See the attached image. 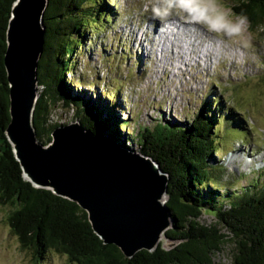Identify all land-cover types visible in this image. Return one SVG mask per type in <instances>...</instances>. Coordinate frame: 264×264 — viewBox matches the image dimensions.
I'll return each instance as SVG.
<instances>
[{"label":"trees","instance_id":"1","mask_svg":"<svg viewBox=\"0 0 264 264\" xmlns=\"http://www.w3.org/2000/svg\"><path fill=\"white\" fill-rule=\"evenodd\" d=\"M16 1L0 0V206L9 208L6 220L21 247L31 250L38 263L55 251L77 264H216L214 254L231 242L233 264H264V186L256 191L255 180L249 187H242L241 193H220L217 187L210 190L211 197L201 193L223 169L221 164H212L220 160L219 102L210 100L217 109L203 105L184 126L158 120L154 127L141 128L133 138L138 142V153L151 157L169 175L166 204L173 224L164 235L178 241L171 248L160 242L151 251L142 249L126 257L117 245L99 237L87 211L77 202L51 189L36 187L24 177L7 137L11 115L5 54ZM232 8L249 22L250 28H264V0H234ZM110 9L104 0H48L43 21L45 40L37 67L42 90L39 95L37 90L33 115L41 144L50 143L53 131L62 125L51 119L53 108L61 103L74 107V122L92 136L137 152L127 143L133 139L121 135L126 121L116 115L119 103L108 100L107 105L102 97L82 96L78 89L74 91L67 76L88 30L95 28L99 18H111ZM232 120L237 128L228 129L226 134L233 137L240 131L247 135L240 127L242 123ZM206 204L216 216L214 223L200 221Z\"/></svg>","mask_w":264,"mask_h":264},{"label":"rangeland","instance_id":"2","mask_svg":"<svg viewBox=\"0 0 264 264\" xmlns=\"http://www.w3.org/2000/svg\"><path fill=\"white\" fill-rule=\"evenodd\" d=\"M104 1L112 8L111 18H99L76 50L73 70L67 75L74 91L90 99L102 97L107 105L109 101L119 103L116 115L126 121L121 135L128 134L129 139L137 137L143 127H154L158 120L184 126L203 105L216 110L210 100L219 102L220 160L212 164H221L223 169L201 193L211 197L213 187L220 193H241L242 187L255 180L259 191L264 186V28L252 29L246 19L237 16L234 0H186L187 11H167L166 0ZM206 17L228 24L243 19L244 23L239 34L229 36L225 30L210 31ZM169 18L178 19L179 26L164 35V26L157 21ZM179 19L188 22L181 24ZM140 38L145 40L141 46ZM145 52H149L147 57ZM36 89L39 95L42 87L38 83ZM73 108L61 103L55 106L52 122L73 123ZM232 119L243 124L240 127L247 135L240 131L233 137L226 134L237 128ZM127 143L138 150L136 140ZM205 207L200 221L214 223L211 205ZM8 210L0 206V264H77L55 251L38 263L11 232ZM160 242L166 248L171 244L165 235ZM232 251L233 244L227 242L214 254L215 263L233 264Z\"/></svg>","mask_w":264,"mask_h":264},{"label":"water","instance_id":"3","mask_svg":"<svg viewBox=\"0 0 264 264\" xmlns=\"http://www.w3.org/2000/svg\"><path fill=\"white\" fill-rule=\"evenodd\" d=\"M47 3L17 0L13 6L5 54L11 115L7 137L24 177L77 202L105 243L117 245L129 258L142 249L151 251L173 224L166 204L169 175L159 163L96 138L75 122L57 127L50 143L38 142L33 115ZM168 239V248L178 243Z\"/></svg>","mask_w":264,"mask_h":264},{"label":"clouds","instance_id":"4","mask_svg":"<svg viewBox=\"0 0 264 264\" xmlns=\"http://www.w3.org/2000/svg\"><path fill=\"white\" fill-rule=\"evenodd\" d=\"M167 4V11H171L175 8H179L182 11L188 10V3L186 0H166ZM208 24L210 31H218V30H225V34L232 36L237 35L241 31V26L244 23V20L241 19L237 24H228V23H221L219 20L205 18V21Z\"/></svg>","mask_w":264,"mask_h":264},{"label":"bare ground","instance_id":"5","mask_svg":"<svg viewBox=\"0 0 264 264\" xmlns=\"http://www.w3.org/2000/svg\"><path fill=\"white\" fill-rule=\"evenodd\" d=\"M177 20H178V19L174 20V19H172V18H169L168 20H164V21H161V22L158 20L157 23H161V24H159V25L162 26V27L164 26V27H163L164 30L162 31V33H163L164 35H166V33H170V29H171V28H173V29H174V28H178V26H179L178 24H179V23H177V22H178ZM179 20L181 21V22H180L181 24H187V22H188V21L185 20V19H179ZM153 22H154V21H153ZM166 23H168V25L170 24V26H172V27L169 26V27L166 28ZM152 24H153V23H152ZM181 24H180V25H181ZM159 25H158V26H159ZM182 26H183V25H182ZM184 27H185V26H184ZM185 28H186V27H185ZM153 29H156V27L153 28ZM166 30H167V31H166ZM164 31H166V32H164ZM155 32H157V31L155 30ZM157 33H158V32H157ZM146 35H147V32H146ZM161 35H162V34H161ZM136 39H138V38L136 37ZM144 41H145V40H144ZM144 41H143L142 38H140V40H138V44H139V46H141V44H143ZM142 42H143V43H142ZM142 47H143V46H142ZM143 49H144V47H143ZM145 55H146L145 57H147V56L149 55V52H145ZM206 55H207V54H206ZM230 56L232 57L233 55L230 54ZM203 58H204V57H203ZM235 157H236V156H234L233 159H234Z\"/></svg>","mask_w":264,"mask_h":264}]
</instances>
